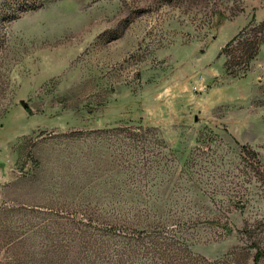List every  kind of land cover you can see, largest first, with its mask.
<instances>
[{"label": "rangeland", "instance_id": "obj_1", "mask_svg": "<svg viewBox=\"0 0 264 264\" xmlns=\"http://www.w3.org/2000/svg\"><path fill=\"white\" fill-rule=\"evenodd\" d=\"M0 264H264V0H0Z\"/></svg>", "mask_w": 264, "mask_h": 264}, {"label": "water", "instance_id": "obj_2", "mask_svg": "<svg viewBox=\"0 0 264 264\" xmlns=\"http://www.w3.org/2000/svg\"><path fill=\"white\" fill-rule=\"evenodd\" d=\"M25 108H26V106H25Z\"/></svg>", "mask_w": 264, "mask_h": 264}]
</instances>
